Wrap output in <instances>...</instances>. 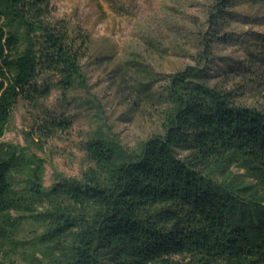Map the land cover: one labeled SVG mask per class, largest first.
<instances>
[{"label": "trees", "instance_id": "trees-1", "mask_svg": "<svg viewBox=\"0 0 264 264\" xmlns=\"http://www.w3.org/2000/svg\"><path fill=\"white\" fill-rule=\"evenodd\" d=\"M87 44L52 0H0V264H264L263 228L239 213L264 205V110L200 67L167 75L160 132L132 149L91 135L77 177L45 185L32 152L67 118L49 116L27 146L1 141L18 100L85 86Z\"/></svg>", "mask_w": 264, "mask_h": 264}, {"label": "rangeland", "instance_id": "rangeland-1", "mask_svg": "<svg viewBox=\"0 0 264 264\" xmlns=\"http://www.w3.org/2000/svg\"><path fill=\"white\" fill-rule=\"evenodd\" d=\"M220 1L52 0L55 15L87 36L85 86L18 100L1 141L27 146L49 116L67 118L68 129L32 152L45 160V185L57 174L77 177L87 166L83 144L96 131L129 149L160 132L165 79L189 66L204 69V82L231 91L238 104L264 110V0ZM240 212L248 228L264 231V205Z\"/></svg>", "mask_w": 264, "mask_h": 264}]
</instances>
